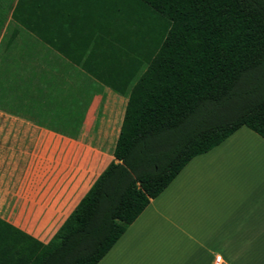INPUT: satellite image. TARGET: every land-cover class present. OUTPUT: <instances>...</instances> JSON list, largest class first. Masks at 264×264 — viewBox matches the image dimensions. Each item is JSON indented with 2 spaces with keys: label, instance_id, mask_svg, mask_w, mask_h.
<instances>
[{
  "label": "crops",
  "instance_id": "0c3cea01",
  "mask_svg": "<svg viewBox=\"0 0 264 264\" xmlns=\"http://www.w3.org/2000/svg\"><path fill=\"white\" fill-rule=\"evenodd\" d=\"M0 0V218L47 242L113 159L126 97L99 82L109 0ZM52 45V46H51ZM264 264V138L245 125L194 155L96 264Z\"/></svg>",
  "mask_w": 264,
  "mask_h": 264
},
{
  "label": "trees",
  "instance_id": "16d2710c",
  "mask_svg": "<svg viewBox=\"0 0 264 264\" xmlns=\"http://www.w3.org/2000/svg\"><path fill=\"white\" fill-rule=\"evenodd\" d=\"M117 23L95 79L126 97L113 159L47 242L0 218V264H96L194 155L242 125L264 138V0H109ZM11 17L44 40L18 16ZM52 46V45H51Z\"/></svg>",
  "mask_w": 264,
  "mask_h": 264
},
{
  "label": "rangeland",
  "instance_id": "374dc122",
  "mask_svg": "<svg viewBox=\"0 0 264 264\" xmlns=\"http://www.w3.org/2000/svg\"><path fill=\"white\" fill-rule=\"evenodd\" d=\"M10 0H1L3 9L9 6ZM246 87H263L264 86V67L257 68L253 71L251 77L245 82Z\"/></svg>",
  "mask_w": 264,
  "mask_h": 264
},
{
  "label": "built area",
  "instance_id": "2783aa9c",
  "mask_svg": "<svg viewBox=\"0 0 264 264\" xmlns=\"http://www.w3.org/2000/svg\"><path fill=\"white\" fill-rule=\"evenodd\" d=\"M214 261L216 264H220L221 263V256L220 255H216L214 258Z\"/></svg>",
  "mask_w": 264,
  "mask_h": 264
}]
</instances>
